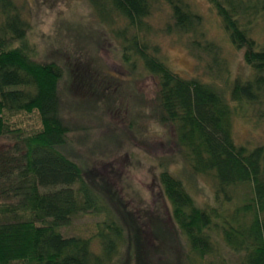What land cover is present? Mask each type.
I'll return each instance as SVG.
<instances>
[{
  "label": "trees",
  "instance_id": "16d2710c",
  "mask_svg": "<svg viewBox=\"0 0 264 264\" xmlns=\"http://www.w3.org/2000/svg\"><path fill=\"white\" fill-rule=\"evenodd\" d=\"M86 1L100 20L115 13L136 31L130 38L116 34L122 63L132 73L139 62L156 81L151 118L171 129L187 170L215 183L212 204L201 207L161 166L163 213L187 249L184 263L264 264V143L237 144L232 134L236 118L264 122V40L254 37L258 28L264 33V0H206L248 69L227 94L214 75L181 78L144 39L145 20L164 3L172 20L164 33L192 38L189 47H200L193 36L201 18L183 0ZM23 9L0 0V139L9 142L0 147V264H156L116 195L91 176L85 180L81 167L59 151L70 134L62 116L63 69L37 61ZM203 49L214 51L210 43ZM89 213L104 218L91 237H62L60 228ZM157 220H150L153 231L161 224L167 235L164 220Z\"/></svg>",
  "mask_w": 264,
  "mask_h": 264
},
{
  "label": "rangeland",
  "instance_id": "374dc122",
  "mask_svg": "<svg viewBox=\"0 0 264 264\" xmlns=\"http://www.w3.org/2000/svg\"><path fill=\"white\" fill-rule=\"evenodd\" d=\"M13 1L24 6L23 16L30 26L27 42L37 61H53L63 69L62 116L70 134L67 145L59 151L81 167L85 180L91 176L116 195L124 213L135 223L142 249L152 262L185 264L184 242L170 229L172 225L163 213L165 203L158 174L161 166L168 168L201 207L212 204L215 183L211 177L194 176L187 170L171 129L158 126L151 118L149 109L156 81L139 62L132 73L122 63L116 34L124 33L130 38L136 31L115 13L100 20L86 0ZM183 1L201 18L193 36L200 39V47H189L192 38L164 33L166 25L172 24L164 3L155 5L145 20L148 33L144 39L159 48V56L181 78L200 76L206 80L208 75H214L221 80L217 81L218 88L227 94L235 77L248 74L242 53L229 44L220 19L206 0ZM254 37L263 41L264 33L258 28ZM208 43L214 51L203 49ZM232 134L237 144L261 145L264 122L236 118ZM8 143L0 139V147ZM152 218L164 220L167 235H162L161 224L153 231ZM103 219L102 215L80 214L59 231L64 238L86 239Z\"/></svg>",
  "mask_w": 264,
  "mask_h": 264
}]
</instances>
